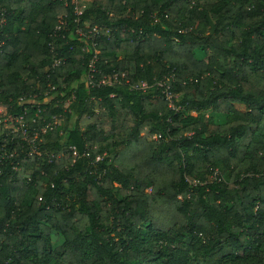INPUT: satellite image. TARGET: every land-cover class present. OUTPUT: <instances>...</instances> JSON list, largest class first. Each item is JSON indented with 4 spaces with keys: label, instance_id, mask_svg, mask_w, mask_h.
Masks as SVG:
<instances>
[{
    "label": "trees",
    "instance_id": "trees-1",
    "mask_svg": "<svg viewBox=\"0 0 264 264\" xmlns=\"http://www.w3.org/2000/svg\"><path fill=\"white\" fill-rule=\"evenodd\" d=\"M0 107V264H264V0H0Z\"/></svg>",
    "mask_w": 264,
    "mask_h": 264
},
{
    "label": "built area",
    "instance_id": "built-area-1",
    "mask_svg": "<svg viewBox=\"0 0 264 264\" xmlns=\"http://www.w3.org/2000/svg\"><path fill=\"white\" fill-rule=\"evenodd\" d=\"M79 13V12H78ZM82 13V12H81ZM79 13V14H81ZM86 28L89 30L87 33H84L81 29L77 30V34L81 35L82 37H85L87 41H95L96 37L100 34V30L98 29H91L90 26H86ZM108 33V32H107ZM97 56L95 55L93 59L89 62L88 65V74L86 76V82L88 83V86L90 87H97V88H104V87H113L115 84L120 82L119 76L117 74H114L112 76H105L99 79H96V75L98 74V70L96 69V62H97ZM62 63L61 60L56 62V65H60ZM124 77V75H122ZM142 89H146L147 85L145 83H142L141 85ZM167 97L169 99H172V94L170 92H167ZM20 102H25L24 99H20ZM0 123L1 118L4 117L5 112L3 108L0 107Z\"/></svg>",
    "mask_w": 264,
    "mask_h": 264
},
{
    "label": "rangeland",
    "instance_id": "rangeland-1",
    "mask_svg": "<svg viewBox=\"0 0 264 264\" xmlns=\"http://www.w3.org/2000/svg\"><path fill=\"white\" fill-rule=\"evenodd\" d=\"M76 2H77V11L81 13L82 11H84L89 7L91 0H76ZM148 192H151V190H148ZM62 243H63L62 238L59 235H55L54 246L55 247L60 246L62 245Z\"/></svg>",
    "mask_w": 264,
    "mask_h": 264
}]
</instances>
